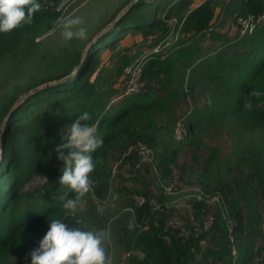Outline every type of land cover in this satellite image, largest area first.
<instances>
[{"label": "trees", "instance_id": "trees-1", "mask_svg": "<svg viewBox=\"0 0 264 264\" xmlns=\"http://www.w3.org/2000/svg\"><path fill=\"white\" fill-rule=\"evenodd\" d=\"M129 1L116 0L110 18ZM39 2L30 23L0 33V264H20L48 219L76 226L77 214L62 207L75 194L58 184L55 163L61 161L50 149L61 126L85 110L103 138L88 173L99 195L107 191V150L127 149L135 140L154 150L159 174L170 176L180 146L172 139L169 116L178 110L185 111L187 141L208 148L197 177L205 192L220 196L208 229L197 227L209 207L202 199L193 200L199 222L185 223L186 235L165 222L164 210L132 201L130 227L116 221L124 264H264V15L246 35L217 32L228 15L264 13V0H135L93 41L92 35L73 38L30 61L40 43L36 38L58 15L56 0ZM129 32L150 48L145 86L117 97L122 67L140 55L121 46L114 58L116 43ZM206 38L220 44L204 51ZM220 128L230 139L224 155L203 140ZM124 156L137 159L135 152ZM38 172L47 176L42 188L22 190Z\"/></svg>", "mask_w": 264, "mask_h": 264}, {"label": "rangeland", "instance_id": "rangeland-1", "mask_svg": "<svg viewBox=\"0 0 264 264\" xmlns=\"http://www.w3.org/2000/svg\"><path fill=\"white\" fill-rule=\"evenodd\" d=\"M116 0H56L57 18H67L70 16H80L83 19V26L86 27L83 39L92 35L90 41H93L99 32H105L113 28L118 16L124 12V6L113 19L110 18V12L114 9ZM200 1V0H196ZM53 2V1H52ZM135 2V1H133ZM105 12H109L106 14ZM220 15V20H221ZM235 15L225 18L222 25H217V32L232 38L236 34L238 28ZM224 20V18H222ZM47 30L40 37L38 50L27 56L30 61L37 59L36 53L39 51L46 52L65 43L66 40L61 36V30L55 26ZM173 34H169L166 40H171ZM90 38V37H89ZM88 38V39H89ZM139 44V45H138ZM146 44V45H145ZM204 51L214 48L219 43V39H208L203 42ZM141 48H139L138 46ZM121 46L132 47V52L139 50L140 54L144 52L147 56L150 54L147 43L141 41L140 35L136 33H126L123 38L116 43L114 50V58H118L121 53ZM139 48V49H138ZM134 50V51H133ZM130 51V52H131ZM107 53L103 54V58ZM185 114V111L178 110L171 114V120L174 122L178 117ZM203 140H207L209 144L221 147L222 155L226 154L230 147V139L223 128L213 129L210 135H206ZM179 144V152L177 160L172 164V168L176 170L177 176L175 182L169 181L167 178L165 183H173L171 191L166 194L163 192L152 165L140 164L134 168L137 159L124 156L126 149H108L106 159L108 165V183L107 191L104 195H99L91 188L79 197L77 209L74 213L76 217V227L92 230H103L107 234L104 242L106 256L110 260V264H124L125 250L121 239V230L118 229L121 224H116L120 220L128 227L131 225V219L128 214L131 212V203L134 197L141 195L148 198L153 203H159L162 206L159 210H164L163 218L166 223L175 224L177 227L185 228L183 225L187 222L198 223L192 213L194 212L193 200L197 196H205L211 201V204L202 216L212 214L217 205L216 199L210 195H205L202 184L198 180L197 172L200 170L203 159L208 153L205 144L197 142H188L187 139ZM157 159L155 157V166ZM55 168L59 172L60 164L55 163ZM157 169V167H156ZM158 170V169H157ZM159 171V170H158ZM45 173H34L21 186L22 190L35 191L41 189L46 182ZM215 203V204H214ZM208 210V211H207ZM203 212V211H202ZM120 222V223H121Z\"/></svg>", "mask_w": 264, "mask_h": 264}, {"label": "clouds", "instance_id": "clouds-1", "mask_svg": "<svg viewBox=\"0 0 264 264\" xmlns=\"http://www.w3.org/2000/svg\"><path fill=\"white\" fill-rule=\"evenodd\" d=\"M41 8L39 0H0V33H6L23 23H30L33 12ZM56 27L64 40L85 36L80 16L57 18ZM88 111H81L58 130L59 141L50 149L61 161L58 184L75 194L67 197L64 209L75 212L79 197L89 189L88 173L95 167L92 153L102 143L97 134V122ZM37 244L29 252V264H110L103 230H92L68 224L64 219L51 218Z\"/></svg>", "mask_w": 264, "mask_h": 264}, {"label": "built area", "instance_id": "built-area-1", "mask_svg": "<svg viewBox=\"0 0 264 264\" xmlns=\"http://www.w3.org/2000/svg\"><path fill=\"white\" fill-rule=\"evenodd\" d=\"M263 15H264V13H262V14L248 13L244 16L238 15L236 17L238 36L246 35V34L252 32L253 29L256 27V25H258L259 23L262 22ZM219 18H220V16H219ZM219 18H218V20H219ZM218 20H216V21H218ZM215 23H217V22H215ZM211 28H209V29H211ZM163 40H165V39H163ZM156 49L157 48L155 47V48H153L152 51H156ZM146 59H147L146 54H140L137 57H135L133 60H131L130 63L125 64L122 67L123 83H122V87L120 88L117 97L127 95V94H132L135 92H140L144 88L145 81L142 78V72H143V67L145 65ZM171 136H172V139L178 143L183 142L187 139L188 130L186 128V124L184 122L183 117H178L174 121L172 130H171ZM130 152H135V154L137 155V161L134 164L133 169L138 167L140 164H147V165L151 164L152 168L154 169V171L156 173V176L159 178L158 180H159V183L161 185L163 192L168 194L171 191V186L173 183H168V181H167V183H165L166 179H164V178H167L171 182H175V177L177 176L176 170L173 169L171 166L172 164L170 165V176L162 178V176L159 174V171L156 169V166H155V152L149 145H147L145 142H143L141 140H135V142L131 143L128 146L124 155L129 154ZM205 193H207V192H205ZM205 195H210V194L207 193ZM210 196H212L213 198L216 199L215 203H217V205L220 203L219 194H211ZM197 199L204 200L205 203L207 204V206L212 205L211 201L208 200L205 196H203V197L197 196ZM134 202L136 203V205H142V204L147 203L149 206H151L152 209H155V210H159L162 208V206H160L159 203H156V202L153 203V202L149 201L148 198H145L144 196H141V195L135 196ZM212 219H213V215L207 214L206 217L202 221V225H200V227L199 226H197V227L199 229H201V227H202V231L207 230L208 227L210 226L211 222H212ZM192 223H195V222H192ZM171 225H175V224H171ZM180 230L185 235L187 234V232H185L186 230L184 228L180 227ZM201 242L204 244L206 243V241H204V240H201ZM29 260H30L29 255L25 254V255L21 256L20 264H29Z\"/></svg>", "mask_w": 264, "mask_h": 264}, {"label": "water", "instance_id": "water-1", "mask_svg": "<svg viewBox=\"0 0 264 264\" xmlns=\"http://www.w3.org/2000/svg\"><path fill=\"white\" fill-rule=\"evenodd\" d=\"M133 1H135V0H130V1L126 4V7L130 6L131 3H133ZM126 7H125V8H126ZM101 33H103V32H99V33L97 34V36L100 35ZM97 36H96V37H97ZM67 77H69V76H67Z\"/></svg>", "mask_w": 264, "mask_h": 264}, {"label": "crops", "instance_id": "crops-1", "mask_svg": "<svg viewBox=\"0 0 264 264\" xmlns=\"http://www.w3.org/2000/svg\"><path fill=\"white\" fill-rule=\"evenodd\" d=\"M200 1H201V0H200ZM218 1H219V0H218ZM218 7H219V6H216V8H215L217 11H218ZM231 16H233V15H228V16H227V17H225V18H228V17H231ZM225 18H224V20L222 21V23H221L220 25H222V24H223V22L225 21Z\"/></svg>", "mask_w": 264, "mask_h": 264}]
</instances>
